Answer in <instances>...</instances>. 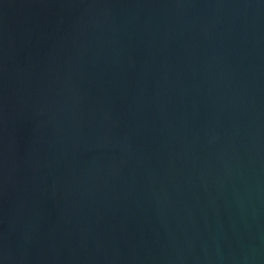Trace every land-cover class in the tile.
I'll return each mask as SVG.
<instances>
[{"label":"water","instance_id":"water-1","mask_svg":"<svg viewBox=\"0 0 264 264\" xmlns=\"http://www.w3.org/2000/svg\"><path fill=\"white\" fill-rule=\"evenodd\" d=\"M0 264H264V0H0Z\"/></svg>","mask_w":264,"mask_h":264}]
</instances>
